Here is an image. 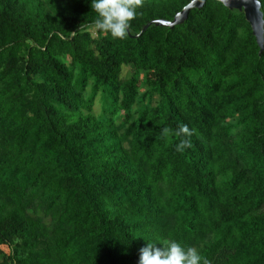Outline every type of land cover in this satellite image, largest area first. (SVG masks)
<instances>
[{
  "label": "trees",
  "instance_id": "trees-1",
  "mask_svg": "<svg viewBox=\"0 0 264 264\" xmlns=\"http://www.w3.org/2000/svg\"><path fill=\"white\" fill-rule=\"evenodd\" d=\"M192 1L143 0L116 39L91 0H0V264H139L172 240L201 264H264L251 25L207 0L140 36Z\"/></svg>",
  "mask_w": 264,
  "mask_h": 264
},
{
  "label": "clouds",
  "instance_id": "clouds-1",
  "mask_svg": "<svg viewBox=\"0 0 264 264\" xmlns=\"http://www.w3.org/2000/svg\"><path fill=\"white\" fill-rule=\"evenodd\" d=\"M142 4L143 0H91V9H94L98 16L95 27L113 38L124 39ZM254 4L258 12L264 13V0H254ZM163 131L167 133L168 129ZM176 134L190 137L192 132L185 125L180 127ZM190 147V139L185 138L178 142L176 150L183 151ZM157 244L147 243V246L140 250L139 264H201V256L193 247L185 248L175 240L162 247H157Z\"/></svg>",
  "mask_w": 264,
  "mask_h": 264
},
{
  "label": "water",
  "instance_id": "water-1",
  "mask_svg": "<svg viewBox=\"0 0 264 264\" xmlns=\"http://www.w3.org/2000/svg\"><path fill=\"white\" fill-rule=\"evenodd\" d=\"M222 3L231 11H239L245 14L246 21L251 25L253 35L256 38L260 48V55L264 51V14L258 12L254 0H215ZM207 0H194L180 14L176 16L173 22L156 21L148 24L141 32L140 36L145 34L148 28L155 24L162 27L174 28L182 25L188 20L190 12L194 9H202L206 5Z\"/></svg>",
  "mask_w": 264,
  "mask_h": 264
},
{
  "label": "rangeland",
  "instance_id": "rangeland-1",
  "mask_svg": "<svg viewBox=\"0 0 264 264\" xmlns=\"http://www.w3.org/2000/svg\"><path fill=\"white\" fill-rule=\"evenodd\" d=\"M58 2V4H63L65 2V0H56ZM101 112V107L99 105H96L95 107V113L97 115H99Z\"/></svg>",
  "mask_w": 264,
  "mask_h": 264
}]
</instances>
